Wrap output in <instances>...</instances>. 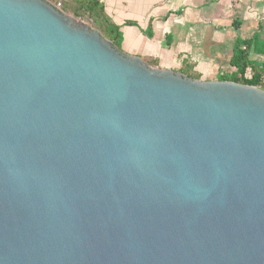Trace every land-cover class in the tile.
<instances>
[{"label": "water", "instance_id": "water-1", "mask_svg": "<svg viewBox=\"0 0 264 264\" xmlns=\"http://www.w3.org/2000/svg\"><path fill=\"white\" fill-rule=\"evenodd\" d=\"M86 20L0 0V264H264V88Z\"/></svg>", "mask_w": 264, "mask_h": 264}, {"label": "crops", "instance_id": "crops-1", "mask_svg": "<svg viewBox=\"0 0 264 264\" xmlns=\"http://www.w3.org/2000/svg\"><path fill=\"white\" fill-rule=\"evenodd\" d=\"M101 1L120 27L121 49L152 66L218 79L236 72L230 59L242 40L264 81V0Z\"/></svg>", "mask_w": 264, "mask_h": 264}, {"label": "trees", "instance_id": "trees-1", "mask_svg": "<svg viewBox=\"0 0 264 264\" xmlns=\"http://www.w3.org/2000/svg\"><path fill=\"white\" fill-rule=\"evenodd\" d=\"M56 3L62 2V9L75 16L88 19L92 26L97 28L103 36L112 41V43L121 48L122 34L120 27L114 24L106 15L104 4L101 0H49ZM249 43L238 40L236 49L230 59V64L236 68L232 74H222L218 77L220 80H231L240 83L255 85L264 88L262 80L263 71L257 68L256 63L250 59ZM248 67L253 69L250 77L246 76Z\"/></svg>", "mask_w": 264, "mask_h": 264}, {"label": "built area", "instance_id": "built-area-1", "mask_svg": "<svg viewBox=\"0 0 264 264\" xmlns=\"http://www.w3.org/2000/svg\"><path fill=\"white\" fill-rule=\"evenodd\" d=\"M60 9H62V2L61 1H59V2H56L55 3ZM63 10V9H62Z\"/></svg>", "mask_w": 264, "mask_h": 264}, {"label": "rangeland", "instance_id": "rangeland-1", "mask_svg": "<svg viewBox=\"0 0 264 264\" xmlns=\"http://www.w3.org/2000/svg\"><path fill=\"white\" fill-rule=\"evenodd\" d=\"M86 21H87L88 23H90V24H91V22H90L88 19H87ZM91 25H92V24H91ZM145 61H146V60H145ZM226 74H230V73H226Z\"/></svg>", "mask_w": 264, "mask_h": 264}]
</instances>
